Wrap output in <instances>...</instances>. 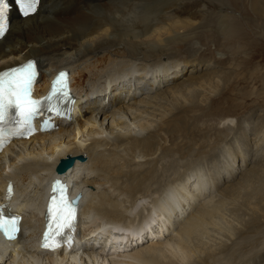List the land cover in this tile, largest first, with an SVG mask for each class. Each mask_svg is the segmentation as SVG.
<instances>
[{
	"label": "bare ground",
	"instance_id": "6f19581e",
	"mask_svg": "<svg viewBox=\"0 0 264 264\" xmlns=\"http://www.w3.org/2000/svg\"><path fill=\"white\" fill-rule=\"evenodd\" d=\"M145 1L39 0L36 12L28 17H19L14 10L11 12L10 28L0 39V72L33 60L39 70L36 87L40 89L49 77L65 68L70 71V85L76 97L67 109L69 118H55L52 129L15 140L0 154V194H4L10 183L18 202L12 211L23 215L18 237L13 241L0 240V264H48L46 255L51 256L49 264H63L65 259H83L79 255L84 254H87L89 264H101L102 255L95 252L99 245L103 251H133V254L126 253L127 256L133 255L132 258L142 264H191V257L206 264L212 256L227 251L229 246H212L202 241L204 235L209 233L210 239L214 235L215 229L208 230V221L214 211L210 208L213 204L198 200L219 182L221 173L216 175L217 171L224 173L226 178L221 181H225L239 170V165H234L235 158L213 175L192 171L180 175V179L176 177L177 183H165L160 194L154 195L153 203L158 207L151 220L155 222L153 228L151 217L146 221L149 225L125 223L132 219V206L125 208L123 201L112 198L108 189L101 190L100 187L107 183L117 187L120 177H128L125 170L116 171L119 166L114 168L118 160L141 164L157 158L146 156L156 153V145L160 143L157 125L152 126L150 119L156 120V115H168V111L173 113V110L181 109L166 98V91L164 94L163 90H155L162 83L176 81L188 68L184 60L170 54L173 46L192 40L201 32L225 39L226 46L238 42L232 34L237 27L224 7L218 6L213 26L205 20L202 9L206 4H200L198 8L199 5L194 6L187 0H166L160 5L162 0L158 2L160 6H145L149 5ZM252 8L264 18V0H253ZM212 65L209 60H204L200 67L193 66L192 69H208ZM218 77H221L219 71L212 70L206 75H193V78L189 76L170 84L166 90L169 95L176 93V102H186L184 96L195 88L194 84L203 87L218 81ZM244 82L241 80L242 84ZM138 92L141 94L136 96ZM140 117L143 119H138ZM186 123L179 119L176 126ZM260 147L257 146L258 152ZM79 154L86 159H75L72 167L63 174L54 171L61 158ZM6 166L11 170L7 172ZM54 177L62 181L75 178L71 186L81 194L80 215L74 223L72 243L47 250L40 247L38 238L46 205L44 196ZM152 180L151 173L130 185L132 197H139L145 190L148 192ZM123 182L127 184V180ZM99 217L107 221L78 233V223L85 224V221ZM253 225L254 222L246 232ZM119 227L129 228L128 234L124 235ZM220 233L218 231L219 244L227 243V239L219 238L222 237ZM158 234L164 238H158ZM147 237L150 238L147 239L149 246H132ZM60 252L64 255L60 256ZM263 258L264 253L243 264H253L252 261Z\"/></svg>",
	"mask_w": 264,
	"mask_h": 264
},
{
	"label": "rangeland",
	"instance_id": "374dc122",
	"mask_svg": "<svg viewBox=\"0 0 264 264\" xmlns=\"http://www.w3.org/2000/svg\"><path fill=\"white\" fill-rule=\"evenodd\" d=\"M146 1L149 5L144 4L145 6L151 4L160 6L166 2V0H163L159 5L158 2L162 0H153L154 3L151 0V2ZM187 1H190L194 6L199 5L198 8L206 4V8L202 10H205L206 23L208 22L211 25L215 23L217 18L218 6L224 7L233 17L231 20L234 27L237 28H234L232 34L238 42L226 46L224 44L225 39L213 38L209 33L201 32L192 40L183 43L184 45L180 43L173 46L170 54L180 61L184 60L183 62L188 68L181 72L176 81L162 83L155 90V92L163 90L164 94L168 93L165 95L166 98L177 105L178 109H181L173 110L172 113L166 108H162L164 111H168V115L165 113L164 115L159 114L160 116H155L157 117L156 120L150 119L153 121L152 126L157 125L156 134L160 143L156 145L158 147L157 152L154 153L156 155L146 156H157V158H152V161L147 160V163L143 161L141 164L138 162L126 163L122 159L118 160V164H115L114 168L119 166L116 171L123 169L128 177L121 175L117 187L116 184L110 185V183L100 187L101 190L108 189L112 198L123 201V204L126 205L125 208L132 206V219L125 220V223L129 225L132 223L137 226L152 223L151 227L153 228L155 222L151 220L154 219L153 216L156 214L158 207L153 203V199L156 197L154 195L160 194L159 191L165 187V183H177L180 175L182 177L183 174L192 171L206 172L213 175L218 168L224 169L227 165H230L228 162L235 158L234 165L235 167L239 165L237 166V168L240 167L239 170L225 181H221L226 178L224 173L217 171L216 175L221 173L218 177L219 182L213 186L215 188L212 191L206 192V195H202L198 200L199 202L209 203V205L213 204L210 208L214 211L208 221V230L215 229L213 231L214 235L210 239L208 233V235H204L202 241L212 246L216 244L229 246L226 252L218 256H212L206 264L249 263L252 258L264 253V18L253 11V0ZM195 17L197 15H194ZM239 24L243 30H241ZM241 31L242 33H239ZM164 58L167 59V56H164ZM204 60H209L210 65H213L208 69H198L197 71L192 69L193 66L200 67L201 61ZM212 70L219 71L221 74V77H218L219 80L212 82V84L210 82L203 87H200V84H194L195 88L184 96L186 102L182 100L176 102L174 99L176 93L169 95V90H166L170 84L188 79L189 76L193 78V75L195 77L196 75L203 76L212 72ZM241 80L245 82L242 84ZM127 89L132 88L127 87ZM140 94L141 92H138L136 96ZM129 95L132 96V94ZM230 101L237 104V106L231 107ZM168 106L166 107L168 108ZM162 111H159V113ZM179 119L187 121L186 125L177 127L176 122H179ZM72 121L75 124V120ZM123 131H126V129ZM257 143L259 145H256ZM257 146H261L259 152ZM239 147L242 148V152ZM243 156H246L245 160L242 159ZM5 170L8 172L11 168L6 166ZM151 173L154 180L148 185L150 190L141 192L137 197L138 199L132 197L134 195L130 192L132 189L130 185H135L142 177H147ZM133 176H136L135 179ZM176 177L179 179L177 178V180ZM126 180L127 184L123 182ZM149 217H151L150 223L146 222ZM87 221H85V224L78 223V233L83 229L86 232V230L107 221V219L99 217L96 220L94 218ZM253 222L255 225L246 232V229L250 228ZM120 229L124 235L128 234L129 228ZM218 231L219 233L224 232L223 234L220 233L222 237L219 238L227 239V243L219 244L221 240H218ZM159 235L156 236L164 238V235ZM228 236H231V238ZM132 237L137 238L136 235H132ZM147 239L149 241L150 238H142L139 240L140 242L138 241L136 245L133 244L132 246L140 247L143 245L142 248H145L144 245L146 247L150 245ZM97 248L95 252L102 255V258H100V260H103L101 264H142L141 261L134 260L133 255L127 256L126 253L129 252L128 254H130L133 251H123L126 254L123 257L124 254L119 252L118 249L103 251L104 248L102 247L101 250L100 245ZM62 255L64 253L60 252V256ZM46 257H48L46 263L49 264L48 259L51 256L46 255ZM79 257L85 259L76 258L72 260L69 258L68 261L65 259L63 264H89L87 254L79 255ZM104 257H106V260ZM191 261V264H201L195 257H191ZM252 263L264 264V258L258 260V262L252 261Z\"/></svg>",
	"mask_w": 264,
	"mask_h": 264
},
{
	"label": "snow or ice",
	"instance_id": "6c2138e0",
	"mask_svg": "<svg viewBox=\"0 0 264 264\" xmlns=\"http://www.w3.org/2000/svg\"><path fill=\"white\" fill-rule=\"evenodd\" d=\"M39 0H0V37H3L9 30V13L13 4L17 7L21 15L28 17L37 10ZM33 63L29 62L23 68L0 74V99L7 97L6 104H0V109L4 107L20 106L17 101H27V97L32 89L34 73ZM63 73L61 77H63ZM35 110L27 108L22 114L25 118H30ZM2 119V113H0ZM7 231V228H5Z\"/></svg>",
	"mask_w": 264,
	"mask_h": 264
},
{
	"label": "water",
	"instance_id": "95a60500",
	"mask_svg": "<svg viewBox=\"0 0 264 264\" xmlns=\"http://www.w3.org/2000/svg\"><path fill=\"white\" fill-rule=\"evenodd\" d=\"M75 159L83 161L86 159V156H84L83 154H79L76 156L67 155L66 157L60 159L58 164L55 166L54 171L57 174L65 173L67 170H69L72 167V164L75 161ZM57 185H59V184H57ZM59 191H60V188H57V187L52 189V193H53L54 198L60 196V195H58ZM78 198H79V195H77L72 201L74 203H76Z\"/></svg>",
	"mask_w": 264,
	"mask_h": 264
}]
</instances>
